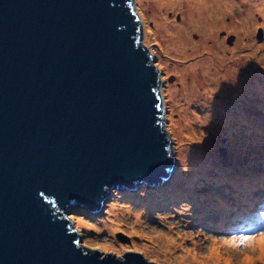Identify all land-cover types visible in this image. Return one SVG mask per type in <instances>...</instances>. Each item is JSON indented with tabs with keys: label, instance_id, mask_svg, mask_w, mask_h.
<instances>
[{
	"label": "water",
	"instance_id": "1",
	"mask_svg": "<svg viewBox=\"0 0 264 264\" xmlns=\"http://www.w3.org/2000/svg\"><path fill=\"white\" fill-rule=\"evenodd\" d=\"M141 35L134 0H0V264H157L81 246L63 215L174 168Z\"/></svg>",
	"mask_w": 264,
	"mask_h": 264
},
{
	"label": "rangeland",
	"instance_id": "2",
	"mask_svg": "<svg viewBox=\"0 0 264 264\" xmlns=\"http://www.w3.org/2000/svg\"><path fill=\"white\" fill-rule=\"evenodd\" d=\"M176 1L159 11V0H134L142 24L140 40L150 50L160 75L162 129L172 139L173 170L157 187L136 184L135 188L111 189L97 212L73 208L63 215L81 246L103 254L123 258L131 250L157 264H264V249L258 242L264 236V212L244 220L245 231L214 227L223 226L222 216H235L240 204L237 197L250 196L253 188L240 191L231 178H264V9L250 8L247 2H233L229 12L228 6H219L226 8L218 11L227 20L224 24L235 21L236 25L214 27L212 41L220 45L184 57L199 46L201 24L192 27L195 30L186 29L193 47L172 42L168 50L162 44V39H168L162 37L166 30L150 17L155 10L169 27H183L186 4ZM227 12L232 17L229 21ZM258 29L263 32L261 42L255 38ZM228 37H233L230 44ZM204 59L197 78L191 79L196 70L181 71V66ZM176 65L180 67L173 70ZM178 103L184 105L177 107ZM147 202L153 208L150 215L144 208ZM218 203L224 207L217 209ZM242 238L250 239L241 243Z\"/></svg>",
	"mask_w": 264,
	"mask_h": 264
},
{
	"label": "bare ground",
	"instance_id": "3",
	"mask_svg": "<svg viewBox=\"0 0 264 264\" xmlns=\"http://www.w3.org/2000/svg\"><path fill=\"white\" fill-rule=\"evenodd\" d=\"M159 1H161L160 4L157 3V6H159L158 7L159 11L163 10L161 8L162 5L169 6L171 3H178L176 0H159ZM180 2L181 3L185 2V4H186V7H184V9L186 11L185 12L186 18L184 19V22H182L183 27H169V24L167 22L164 23L163 22L164 20L162 19L161 15H159L161 12H155V10L151 13L150 17L156 22L157 26L163 27V29L166 30L167 35L162 36L163 38L168 37L167 41H164L162 39V44L165 45L164 49H166V48L168 49V45H170V43H172V42H174V44H178L180 46L182 45L184 48L185 47H193V44L185 36L186 35V29L189 30L192 27L196 26L197 24H201V27L197 26L198 29L202 33L201 34V42H200L199 46L196 48V51H194V52L191 51L189 54L185 53L184 57L190 56V54L193 55L194 53H197V52L199 53V52H201V50H207V46H212V48L215 49V46L217 44L220 45L218 43V41H216V42L212 41L214 39L213 29H214V27H217V26L228 25V28H231L234 25H236L235 21L234 22L229 21L232 17L228 16V12L230 10H233L232 7H234V5H235L233 2H238L240 4L247 2V3H249L248 7H250V8L253 5L255 7L257 5V6L262 7L264 9V0H183ZM154 3H156L155 0H154ZM223 4L225 6H228L227 9L229 8L228 12L226 13V15L228 17V21H229L227 24H224V22L227 21L226 19L222 20V18H220L221 15L219 12H221V10L226 9V8L223 9L224 7H219ZM240 4H238V5H240ZM206 8H207V10H206ZM262 13L264 14V10L262 11ZM241 26H244V24L242 22H241ZM191 30H195V29L192 28ZM146 38H148L147 35H146ZM206 40H210V42H212L211 45H208ZM164 52L169 54V52L167 50H165ZM205 61H206V59L200 60L198 62H191L187 66H181V68H182L181 71L192 73L196 70V72L191 76V79L197 78V74L202 69V66H203ZM177 67H180V65H176V67H174L173 70H177L178 69ZM209 77H212V72H210L208 74V78ZM204 87H206V86L204 85ZM183 92H184V94H183V96H184L185 93L187 92V89H184ZM207 93H208V89H207ZM205 102H207V101H205ZM177 105H178L177 107H180V106L182 107L184 104L178 103ZM191 116H192V114H191ZM190 119L192 120L193 118H191L189 116V120ZM180 125L183 126L182 122H180ZM212 128H214V125L212 126ZM187 134L190 135L191 133L188 132ZM189 161H190V163H193L192 160H189ZM188 166L191 167L192 165L188 164ZM245 177L246 176H243V175L240 176L239 175L236 178H231V177L230 178H231V181L234 182V186L239 187L240 191H241V189L247 191V190H249V188L252 187L251 183L256 182V178L252 177L249 180H247V178L245 179ZM243 180L245 181L244 183H243ZM175 191H178V188H175ZM163 201H164V199H162L161 202H163ZM223 205H224L223 203H218L216 208L217 209L223 208L224 207ZM144 208H145V211L147 213H149V215H150L153 208L151 206H149L148 202L145 203ZM110 225L113 226L114 224H110ZM164 242L168 243L170 241L166 240Z\"/></svg>",
	"mask_w": 264,
	"mask_h": 264
},
{
	"label": "clouds",
	"instance_id": "4",
	"mask_svg": "<svg viewBox=\"0 0 264 264\" xmlns=\"http://www.w3.org/2000/svg\"><path fill=\"white\" fill-rule=\"evenodd\" d=\"M253 196H254V198L258 199L257 200L258 203L256 204L255 201L250 200L249 203H253L254 204V206L250 207L251 208V213L250 214L251 215H254V214L256 215V214H260L261 213V210L264 207V189L258 190L257 187L256 188L254 187V189L251 190L250 196H246V195L243 194L242 197L237 199V201L240 203L239 207L237 208V210L235 212V215L237 217L241 218L243 215H246V212L244 211V208L240 209L241 208V204H242V200L244 198H246V197H248L249 199H252ZM257 196H262V197L259 198ZM234 217L235 216L228 218L226 216L225 217L222 216L221 218H222V221H223V226L222 227L214 226V227L221 228V230H224V231H227V232L233 231V230H235V231H237V230L238 231L247 230L245 228V226L241 224L242 223L241 221L238 223V221L233 220ZM247 219H249V218H247Z\"/></svg>",
	"mask_w": 264,
	"mask_h": 264
},
{
	"label": "snow or ice",
	"instance_id": "5",
	"mask_svg": "<svg viewBox=\"0 0 264 264\" xmlns=\"http://www.w3.org/2000/svg\"><path fill=\"white\" fill-rule=\"evenodd\" d=\"M250 238H242L241 239V243H247L249 241ZM259 244L262 246V249H264V236H261V238L259 239Z\"/></svg>",
	"mask_w": 264,
	"mask_h": 264
},
{
	"label": "trees",
	"instance_id": "6",
	"mask_svg": "<svg viewBox=\"0 0 264 264\" xmlns=\"http://www.w3.org/2000/svg\"><path fill=\"white\" fill-rule=\"evenodd\" d=\"M261 177H262V176H261ZM261 177H260V178L258 177L257 180H256V182H254V184L251 183V185H253V188H252V189H254V187L256 188L255 185H256L258 182H264V178H261ZM263 188H264V186H263ZM242 196H243V195L237 197V199L240 198V197H242ZM237 199H236V200H237Z\"/></svg>",
	"mask_w": 264,
	"mask_h": 264
},
{
	"label": "flooded vegetation",
	"instance_id": "7",
	"mask_svg": "<svg viewBox=\"0 0 264 264\" xmlns=\"http://www.w3.org/2000/svg\"><path fill=\"white\" fill-rule=\"evenodd\" d=\"M171 79L173 80V77H171Z\"/></svg>",
	"mask_w": 264,
	"mask_h": 264
}]
</instances>
